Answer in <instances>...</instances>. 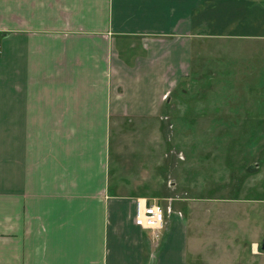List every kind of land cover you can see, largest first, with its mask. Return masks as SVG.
Returning <instances> with one entry per match:
<instances>
[{"label": "crops", "instance_id": "crops-1", "mask_svg": "<svg viewBox=\"0 0 264 264\" xmlns=\"http://www.w3.org/2000/svg\"><path fill=\"white\" fill-rule=\"evenodd\" d=\"M261 39L264 0H0V264H195L163 206L164 240L136 224L155 201L121 183L113 125L160 117L202 47ZM248 202L239 234L264 264Z\"/></svg>", "mask_w": 264, "mask_h": 264}, {"label": "rangeland", "instance_id": "rangeland-1", "mask_svg": "<svg viewBox=\"0 0 264 264\" xmlns=\"http://www.w3.org/2000/svg\"><path fill=\"white\" fill-rule=\"evenodd\" d=\"M201 52L160 117L114 123L112 162L123 185L151 195L197 238L195 264L224 254L235 264H261L262 257L250 258L253 244L242 242L238 224L248 200L250 221L264 226V39ZM215 229L223 247L215 246Z\"/></svg>", "mask_w": 264, "mask_h": 264}, {"label": "built area", "instance_id": "built-area-1", "mask_svg": "<svg viewBox=\"0 0 264 264\" xmlns=\"http://www.w3.org/2000/svg\"><path fill=\"white\" fill-rule=\"evenodd\" d=\"M136 224L151 231L153 241L158 242L165 229V211L157 202L149 204L146 199L136 200Z\"/></svg>", "mask_w": 264, "mask_h": 264}]
</instances>
